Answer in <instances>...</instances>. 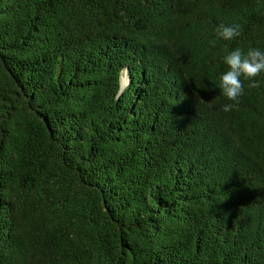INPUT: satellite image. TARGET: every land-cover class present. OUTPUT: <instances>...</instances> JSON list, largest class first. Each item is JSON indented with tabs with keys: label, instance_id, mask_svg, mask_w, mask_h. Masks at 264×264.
Masks as SVG:
<instances>
[{
	"label": "trees",
	"instance_id": "trees-1",
	"mask_svg": "<svg viewBox=\"0 0 264 264\" xmlns=\"http://www.w3.org/2000/svg\"><path fill=\"white\" fill-rule=\"evenodd\" d=\"M237 48L264 51V0H0V264H264Z\"/></svg>",
	"mask_w": 264,
	"mask_h": 264
},
{
	"label": "clouds",
	"instance_id": "clouds-1",
	"mask_svg": "<svg viewBox=\"0 0 264 264\" xmlns=\"http://www.w3.org/2000/svg\"><path fill=\"white\" fill-rule=\"evenodd\" d=\"M215 34L219 39L231 41L241 35L240 26L220 24L215 29ZM215 46L216 41H210ZM223 62L227 66V71L221 74L218 87L223 96L235 102V104H226L222 111L229 112L239 104V98L244 94V84L241 80L249 81L248 88H258L259 82L255 79L264 73V51L260 49H249L246 53L237 48L228 52L223 57Z\"/></svg>",
	"mask_w": 264,
	"mask_h": 264
}]
</instances>
